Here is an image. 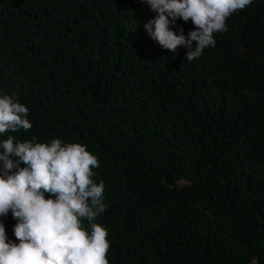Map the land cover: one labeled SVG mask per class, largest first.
I'll use <instances>...</instances> for the list:
<instances>
[{"label":"trees","instance_id":"16d2710c","mask_svg":"<svg viewBox=\"0 0 264 264\" xmlns=\"http://www.w3.org/2000/svg\"><path fill=\"white\" fill-rule=\"evenodd\" d=\"M154 15L140 0H0V95L33 125L0 141L97 157L109 264H264V0L191 62L150 38ZM0 221L18 243L11 212Z\"/></svg>","mask_w":264,"mask_h":264},{"label":"clouds","instance_id":"9594fccd","mask_svg":"<svg viewBox=\"0 0 264 264\" xmlns=\"http://www.w3.org/2000/svg\"><path fill=\"white\" fill-rule=\"evenodd\" d=\"M252 2L140 0L155 14L143 26L150 38L172 53L185 48L189 62L214 47V34L227 32L229 17ZM178 20L191 21L194 30L174 31ZM28 116L14 94L0 95V135L30 130ZM99 164L78 143H41L35 136L21 142L13 135L0 141V217L11 212L18 241L8 239L0 221V264H109L108 232L95 223L106 211L105 184L93 180Z\"/></svg>","mask_w":264,"mask_h":264}]
</instances>
